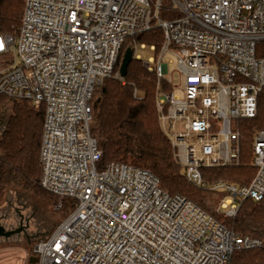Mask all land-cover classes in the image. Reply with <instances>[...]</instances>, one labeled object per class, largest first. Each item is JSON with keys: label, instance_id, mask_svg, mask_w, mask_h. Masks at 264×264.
<instances>
[{"label": "built area", "instance_id": "2783aa9c", "mask_svg": "<svg viewBox=\"0 0 264 264\" xmlns=\"http://www.w3.org/2000/svg\"><path fill=\"white\" fill-rule=\"evenodd\" d=\"M166 1L25 0L17 36L0 34V95L45 109L40 185L76 201L27 264H230L236 250L260 245L165 192L150 170L98 167L102 151L90 133L95 91L112 76L126 40L157 26L164 41L158 52L150 47L154 57L144 65L170 86L157 96L158 124L184 178L222 191L217 210L229 217L242 200L264 198V131L253 137L257 173L248 186L205 174L240 164L238 123L257 115L264 0ZM162 7L179 17L162 19ZM137 49L135 42L141 59ZM167 54L176 58L181 97Z\"/></svg>", "mask_w": 264, "mask_h": 264}, {"label": "trees", "instance_id": "16d2710c", "mask_svg": "<svg viewBox=\"0 0 264 264\" xmlns=\"http://www.w3.org/2000/svg\"><path fill=\"white\" fill-rule=\"evenodd\" d=\"M24 5L25 0H0V34L17 36ZM179 15L177 10L160 9L162 19L172 20ZM163 41L164 32L157 26L126 40L112 76L95 91L90 133L102 151L98 167L109 163H132L150 170L165 192L186 197L228 229L260 241L258 246L236 250L230 264H264V198L242 200L234 217L220 213L217 207L224 193L197 187L184 178L182 168L174 160L173 147L159 127L157 96L169 91L170 86L159 81L156 72L148 70L144 61L136 57L129 64L127 75L116 77L123 54L128 48L134 49L135 42L155 46L158 52ZM257 56L264 57V42L258 45ZM7 104L9 116L0 129V205L10 191H26L49 202L66 218L75 209L76 201L54 195L40 185L44 107L36 108L27 99L0 95V108ZM238 126L242 143L240 164L206 169L205 174L214 180L248 186L257 173L252 164L253 137L264 131V89L258 98L257 115L240 121Z\"/></svg>", "mask_w": 264, "mask_h": 264}, {"label": "rangeland", "instance_id": "374dc122", "mask_svg": "<svg viewBox=\"0 0 264 264\" xmlns=\"http://www.w3.org/2000/svg\"><path fill=\"white\" fill-rule=\"evenodd\" d=\"M141 45L145 47L142 48ZM150 47L138 42L137 54L143 61L149 62L154 57V51ZM164 62L170 65L172 86L175 88V93L181 97L176 58L167 54ZM150 65L155 66L153 62ZM9 112V104L0 108V129L7 120ZM0 215L5 217L8 224H16L20 221L27 223V227L21 229L22 238L9 241L0 239V264H27L31 253L33 255L35 244L41 238L48 236L65 218L62 211H58L49 202L26 191H10L0 205ZM26 229H29L28 232L25 231Z\"/></svg>", "mask_w": 264, "mask_h": 264}, {"label": "water", "instance_id": "95a60500", "mask_svg": "<svg viewBox=\"0 0 264 264\" xmlns=\"http://www.w3.org/2000/svg\"><path fill=\"white\" fill-rule=\"evenodd\" d=\"M134 50L132 48L126 49L125 53L123 54V58L120 63L119 67V75L121 78H124L127 75V69L131 61L134 59ZM21 232V229H17L15 231H6L5 228L0 224V237L9 238L12 235ZM36 258L31 257L30 262H35Z\"/></svg>", "mask_w": 264, "mask_h": 264}, {"label": "flooded vegetation", "instance_id": "af4514ba", "mask_svg": "<svg viewBox=\"0 0 264 264\" xmlns=\"http://www.w3.org/2000/svg\"><path fill=\"white\" fill-rule=\"evenodd\" d=\"M0 224L5 228L6 231H15L17 229H23V228H26L27 227V223L25 222H19V223H16V224H8L7 223V220L5 219V217L3 215H0ZM29 229H26L25 231L28 232ZM22 235L23 233L22 232H19V233H16L14 235H12L11 237L9 238H5V237H0V239H6V241H9L11 239H15V238H22Z\"/></svg>", "mask_w": 264, "mask_h": 264}]
</instances>
